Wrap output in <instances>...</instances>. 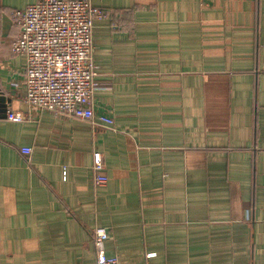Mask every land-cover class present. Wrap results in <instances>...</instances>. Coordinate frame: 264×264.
<instances>
[{
  "label": "crops",
  "instance_id": "1",
  "mask_svg": "<svg viewBox=\"0 0 264 264\" xmlns=\"http://www.w3.org/2000/svg\"><path fill=\"white\" fill-rule=\"evenodd\" d=\"M35 1L0 0V264H97L96 227L120 264H264V0H91L113 129L23 100Z\"/></svg>",
  "mask_w": 264,
  "mask_h": 264
},
{
  "label": "built area",
  "instance_id": "2",
  "mask_svg": "<svg viewBox=\"0 0 264 264\" xmlns=\"http://www.w3.org/2000/svg\"><path fill=\"white\" fill-rule=\"evenodd\" d=\"M104 17L105 12L91 0H36L12 12L19 29L12 51L26 59L23 100L30 108L87 120L95 127H115L112 117L94 109L95 94L104 84L94 59L93 31L95 21ZM7 118L22 122L26 115L11 111ZM21 152L30 156L32 149ZM104 169V155L96 151V185L108 182ZM91 236L97 264H120L117 257L107 254L106 227L92 229Z\"/></svg>",
  "mask_w": 264,
  "mask_h": 264
},
{
  "label": "water",
  "instance_id": "3",
  "mask_svg": "<svg viewBox=\"0 0 264 264\" xmlns=\"http://www.w3.org/2000/svg\"><path fill=\"white\" fill-rule=\"evenodd\" d=\"M3 108H4V109H3V112L6 113V111H7V109H5V108H6V105H3ZM6 116H7V115L4 114V117H6Z\"/></svg>",
  "mask_w": 264,
  "mask_h": 264
}]
</instances>
